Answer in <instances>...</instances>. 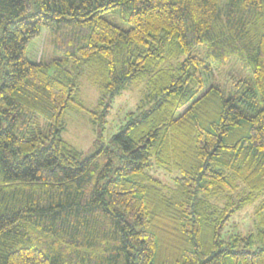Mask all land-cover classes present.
Segmentation results:
<instances>
[{"label":"trees","instance_id":"trees-1","mask_svg":"<svg viewBox=\"0 0 264 264\" xmlns=\"http://www.w3.org/2000/svg\"><path fill=\"white\" fill-rule=\"evenodd\" d=\"M79 78L144 94L87 157ZM0 264H264V0H0Z\"/></svg>","mask_w":264,"mask_h":264},{"label":"rangeland","instance_id":"rangeland-1","mask_svg":"<svg viewBox=\"0 0 264 264\" xmlns=\"http://www.w3.org/2000/svg\"><path fill=\"white\" fill-rule=\"evenodd\" d=\"M46 31H42L41 36L33 41L28 47V58L36 63L41 60H48L51 53V45L46 37ZM237 67H228L221 72L219 84L225 85L223 75L228 71H233L232 75H245L248 73H236ZM238 71V70H237ZM80 104L82 108L75 107L67 111L64 116V129L61 138L66 143L73 146L84 157L90 156L101 145L111 142L112 137L117 134L126 124L131 112H135L137 105L143 97L141 87L127 86L120 94L113 97L110 101L108 114L102 116L103 106L106 99L101 101V94L85 78H79ZM206 86L212 84V77L205 78ZM160 177L167 178L160 173ZM260 199L253 200L240 210L230 216L220 235V240L230 242L232 236H248L255 232L254 212Z\"/></svg>","mask_w":264,"mask_h":264}]
</instances>
